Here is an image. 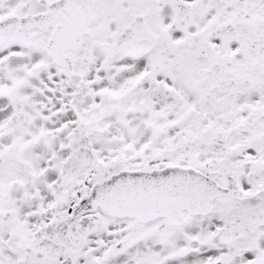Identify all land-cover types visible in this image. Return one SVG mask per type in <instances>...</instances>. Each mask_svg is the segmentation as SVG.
I'll list each match as a JSON object with an SVG mask.
<instances>
[{
  "label": "snow or ice",
  "instance_id": "obj_1",
  "mask_svg": "<svg viewBox=\"0 0 264 264\" xmlns=\"http://www.w3.org/2000/svg\"><path fill=\"white\" fill-rule=\"evenodd\" d=\"M0 264H264V0H0Z\"/></svg>",
  "mask_w": 264,
  "mask_h": 264
}]
</instances>
